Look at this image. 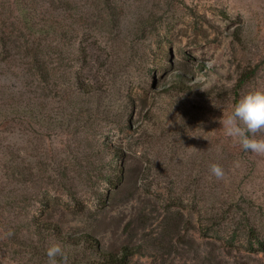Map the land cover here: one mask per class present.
<instances>
[{
    "label": "rangeland",
    "instance_id": "rangeland-1",
    "mask_svg": "<svg viewBox=\"0 0 264 264\" xmlns=\"http://www.w3.org/2000/svg\"><path fill=\"white\" fill-rule=\"evenodd\" d=\"M51 2L78 31L61 41L84 49L73 58L0 0V264H47L54 241L34 220L137 248L128 264H264V156L219 122L264 92V0ZM25 103L36 119L6 116Z\"/></svg>",
    "mask_w": 264,
    "mask_h": 264
},
{
    "label": "trees",
    "instance_id": "trees-1",
    "mask_svg": "<svg viewBox=\"0 0 264 264\" xmlns=\"http://www.w3.org/2000/svg\"><path fill=\"white\" fill-rule=\"evenodd\" d=\"M19 1V13L21 15L22 26L35 37H48L52 36L56 41L55 44H49L45 46V50L50 54L55 56V58L60 60L70 59L75 57L77 52H83L84 49H75L73 46H65L61 41L65 43L66 38H71L78 34V31L68 26L65 23L67 17L60 12H55L52 9L49 12L43 9V0H18ZM66 3L68 0H52V3L56 2ZM41 8V11H40ZM40 16V20H36V17ZM85 57H83L84 59ZM48 66H44L41 70V76L48 77L49 70H53ZM55 75H57L60 81L75 84L79 88L83 89L85 83L80 81L78 78L67 77L65 73H61L58 70H55ZM65 75V78H64ZM76 80V81H75ZM177 83L182 87L183 82L177 81ZM6 116L15 114H23L24 117H30L36 119L37 115L35 111L30 108L28 103H25L23 106L17 105L13 107L12 110H6ZM119 166V165H118ZM114 178L108 179L109 182L113 185H118L122 182L123 171L122 168H118L113 171ZM109 184V183H108ZM106 192H109V189H106ZM33 226L37 229L40 234H45L51 238L54 243H59L62 246L67 247L68 249L77 250L82 249L88 252L89 261L93 264H128L129 257L133 254L138 253V249L134 247L125 246L122 248L121 252H113L106 250L102 247L99 239L92 235L89 232H67L64 231L61 225L54 221L47 220H34ZM78 255V253H75Z\"/></svg>",
    "mask_w": 264,
    "mask_h": 264
},
{
    "label": "clouds",
    "instance_id": "clouds-1",
    "mask_svg": "<svg viewBox=\"0 0 264 264\" xmlns=\"http://www.w3.org/2000/svg\"><path fill=\"white\" fill-rule=\"evenodd\" d=\"M219 122L225 135L243 150L264 156V135L257 136L264 134V92L246 94L234 104L231 114ZM236 164L238 166V162ZM210 171L217 179H223L225 175L219 164H212ZM46 255L47 264H68V257L59 243L50 245Z\"/></svg>",
    "mask_w": 264,
    "mask_h": 264
}]
</instances>
